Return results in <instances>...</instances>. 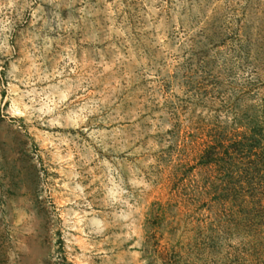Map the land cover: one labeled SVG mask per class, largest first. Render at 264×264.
Wrapping results in <instances>:
<instances>
[{"label":"rangeland","instance_id":"obj_1","mask_svg":"<svg viewBox=\"0 0 264 264\" xmlns=\"http://www.w3.org/2000/svg\"><path fill=\"white\" fill-rule=\"evenodd\" d=\"M263 150L264 0H0V264H264Z\"/></svg>","mask_w":264,"mask_h":264},{"label":"trees","instance_id":"obj_2","mask_svg":"<svg viewBox=\"0 0 264 264\" xmlns=\"http://www.w3.org/2000/svg\"><path fill=\"white\" fill-rule=\"evenodd\" d=\"M257 129H258L257 127H252L251 128L252 132H250L251 136H245V138H247V140L245 142H239L236 144L237 145L236 146V148H237L236 152L237 153L240 154L243 152V150L245 148H247V152H248V154H250L256 148L261 146L262 142L258 136L257 132H259V131ZM210 155H211L210 152L205 153L203 163L211 164V163L215 162L214 158H211ZM263 161H264V150L262 151V154H256L255 158L253 160L254 165L252 166V170L256 171L257 175L260 173L261 169L263 170V168L259 169V165H261V163ZM262 177L264 179V175ZM248 184H249V188H250L251 187L250 185H252V182L249 181ZM162 209H163V207L161 204H159V203L153 204L150 212L148 213L147 222L149 224H151L152 228H157L158 226H160L162 224L163 219H164L163 215H162ZM151 238H154V237L152 236Z\"/></svg>","mask_w":264,"mask_h":264}]
</instances>
